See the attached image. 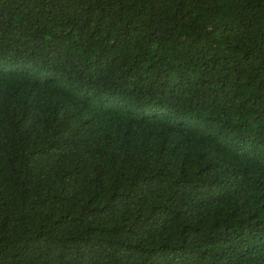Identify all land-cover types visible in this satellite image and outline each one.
Wrapping results in <instances>:
<instances>
[{
    "label": "trees",
    "instance_id": "1",
    "mask_svg": "<svg viewBox=\"0 0 264 264\" xmlns=\"http://www.w3.org/2000/svg\"><path fill=\"white\" fill-rule=\"evenodd\" d=\"M0 264H264V0H0Z\"/></svg>",
    "mask_w": 264,
    "mask_h": 264
}]
</instances>
